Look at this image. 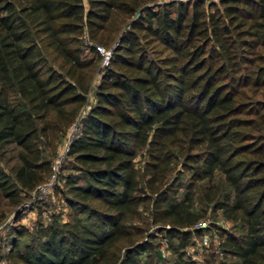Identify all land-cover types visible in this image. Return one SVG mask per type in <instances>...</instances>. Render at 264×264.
Listing matches in <instances>:
<instances>
[{
  "label": "trees",
  "instance_id": "obj_1",
  "mask_svg": "<svg viewBox=\"0 0 264 264\" xmlns=\"http://www.w3.org/2000/svg\"><path fill=\"white\" fill-rule=\"evenodd\" d=\"M156 1L0 0V157L17 159L0 188L15 204L88 109L68 219L16 226L0 264H156L163 241L173 264H217L187 251L209 206L239 228L220 252L264 264V0ZM85 34L113 45L91 105L101 56Z\"/></svg>",
  "mask_w": 264,
  "mask_h": 264
},
{
  "label": "rangeland",
  "instance_id": "obj_2",
  "mask_svg": "<svg viewBox=\"0 0 264 264\" xmlns=\"http://www.w3.org/2000/svg\"><path fill=\"white\" fill-rule=\"evenodd\" d=\"M164 0H157V3H161ZM169 1V0H166ZM171 1V0H170ZM206 3H218L219 0H205ZM154 2V3H156ZM153 4V3H152ZM93 42L94 44H101L92 39H85V47L86 54H91V48L94 46L90 45ZM103 45V44H102ZM107 48L113 47V45L107 46ZM99 53V52H98ZM99 56L100 53H99ZM105 69L104 62L100 57V61L98 64L97 71L95 76L91 82V89L88 97V104L91 105L95 101V93L98 86V83L101 79V73ZM84 108L78 116H82L84 113ZM77 119V123L79 122ZM73 135L71 130H67L66 135L61 139L58 143V146L55 150L54 157L52 159V164L55 160L64 153L68 146V140L70 136ZM141 158V157H140ZM139 158V159H140ZM17 162L14 151H9L5 154V156L0 157V166L5 169V171L10 175L11 179H14V173L12 171V166ZM71 157L68 153H65V158L62 162V166L60 172L57 174V178L53 181V186L40 190H33L28 193H22L23 200L19 204H15L12 198L6 196L2 189L0 188V240H2L3 244L0 246V252L2 250H8L11 246L12 239L15 238V228L16 226H24L30 230V232L34 233L36 231L37 225L40 220H43L45 223L51 222L54 216H61L64 220L68 219V206L63 199V190L66 189V178L69 174L73 173L74 170L71 169ZM181 168V165L178 166V169ZM51 175V174H50ZM186 178L188 175L186 174ZM50 177H48L43 183H50ZM40 209L41 214L40 215ZM147 214V213H146ZM20 218H19V217ZM205 221L208 222V229L205 231V234L210 236L209 244H204V234L203 237H197L194 239L193 244L187 247L188 253L199 260L203 261L204 256L209 254L212 250L217 253V264H238V259L233 256L224 255L220 249L219 241L221 239V231L228 230L238 232V225H235L234 222L226 220L221 211H213L212 207L209 206L206 214ZM219 227L220 230H218ZM151 231H153L156 235L159 234L157 241L162 242L160 232L157 226L152 225ZM30 236L27 235L23 237L20 241L24 243L28 241ZM160 249L163 253L162 258H158L154 255V259L157 260L156 264H173L176 259V253L174 250L169 247L168 242L163 241L161 243ZM6 264H10L7 262Z\"/></svg>",
  "mask_w": 264,
  "mask_h": 264
},
{
  "label": "built area",
  "instance_id": "obj_3",
  "mask_svg": "<svg viewBox=\"0 0 264 264\" xmlns=\"http://www.w3.org/2000/svg\"><path fill=\"white\" fill-rule=\"evenodd\" d=\"M172 1H186V0H172ZM84 39H88L90 40V38L87 36V34L84 35ZM85 42V40H84ZM90 45L94 46L97 51L100 53L102 61L104 62V67H106L111 59L112 53H113V48H107L102 44H94L93 42L90 43ZM88 109L86 108L84 110V113L82 114V116L79 119V122L77 123V120L72 123L69 126V130H71L73 132V135L70 136L69 140H68V146L67 149L64 151L63 154H61L56 160L55 162H53L52 164V172L50 177V183L49 184H45L42 186V183L40 185L37 186V188L35 190H40V189H45V188H49L53 186V181L56 180L57 178V174L60 172L61 166H62V162L65 158V153H68V149L70 144L72 143V141L74 140V138L77 136L81 126H82V118L83 116H85V114L87 113ZM41 191V190H40ZM208 222H206L205 220L200 222L196 227L197 228H202V229H206L208 227ZM209 240H210V236L208 234L204 233V244L208 245L209 244ZM3 244L2 240H0V246ZM221 244V239L219 241V245Z\"/></svg>",
  "mask_w": 264,
  "mask_h": 264
}]
</instances>
